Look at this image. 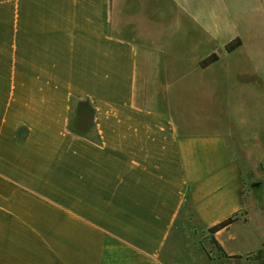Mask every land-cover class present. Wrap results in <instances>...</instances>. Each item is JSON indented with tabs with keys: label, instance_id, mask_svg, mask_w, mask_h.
<instances>
[{
	"label": "crops",
	"instance_id": "obj_1",
	"mask_svg": "<svg viewBox=\"0 0 264 264\" xmlns=\"http://www.w3.org/2000/svg\"><path fill=\"white\" fill-rule=\"evenodd\" d=\"M263 11L264 0H0V264H211L177 232L186 211L202 230L237 216L215 239L244 258L206 248L219 264H254L264 233L250 252L231 246L253 200L235 133L195 130L179 100L214 76L217 51L258 34Z\"/></svg>",
	"mask_w": 264,
	"mask_h": 264
},
{
	"label": "rangeland",
	"instance_id": "obj_2",
	"mask_svg": "<svg viewBox=\"0 0 264 264\" xmlns=\"http://www.w3.org/2000/svg\"><path fill=\"white\" fill-rule=\"evenodd\" d=\"M258 31V34L248 35L244 45L231 55H226L223 49L217 51L224 56L214 76L230 85V93L229 86L227 92L218 91L214 76L207 73L195 79L194 90L184 91L179 100L180 109L195 130L231 126L235 133L236 140L229 142V149L240 161L247 191L253 199L250 201V222L242 226V239L231 244L243 253L260 247V236L264 233V212L256 205L264 207V16ZM189 213H184L177 229L179 234L183 232V236L193 239L184 238V244H200L211 264H219L206 248H216L208 230H202ZM255 257L246 256V259L257 264Z\"/></svg>",
	"mask_w": 264,
	"mask_h": 264
},
{
	"label": "trees",
	"instance_id": "obj_3",
	"mask_svg": "<svg viewBox=\"0 0 264 264\" xmlns=\"http://www.w3.org/2000/svg\"><path fill=\"white\" fill-rule=\"evenodd\" d=\"M241 40L240 39H236L233 42L229 43L226 46V50L228 53H233L235 50H237L240 46H241ZM218 55L216 54H212L211 56H209L208 58L204 59L201 61V67L202 68H208L211 65H213L214 63H216L218 61ZM238 220L237 216H232L229 217L228 219L210 227L208 229V233L210 236V240L211 243H213L215 245V247L217 248L218 252L222 255L225 256L229 259H233V260H240L243 259L244 256L241 255H235V256H227V254L224 252V250L221 248V246L218 244V242L215 239V234L225 228H228L231 224H233L234 222H236ZM256 256L254 258V261L257 262V264H264V249H260L258 250L256 253H249L247 256ZM249 259V258H248Z\"/></svg>",
	"mask_w": 264,
	"mask_h": 264
}]
</instances>
